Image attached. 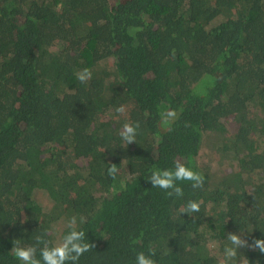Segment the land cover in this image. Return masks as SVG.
I'll use <instances>...</instances> for the list:
<instances>
[{"label": "trees", "instance_id": "trees-1", "mask_svg": "<svg viewBox=\"0 0 264 264\" xmlns=\"http://www.w3.org/2000/svg\"><path fill=\"white\" fill-rule=\"evenodd\" d=\"M176 161L203 189L152 187ZM73 217L95 246L78 264H220L228 233L264 239V0H0V264Z\"/></svg>", "mask_w": 264, "mask_h": 264}, {"label": "clouds", "instance_id": "clouds-1", "mask_svg": "<svg viewBox=\"0 0 264 264\" xmlns=\"http://www.w3.org/2000/svg\"><path fill=\"white\" fill-rule=\"evenodd\" d=\"M92 73L89 69L85 68L77 73V79L86 84L91 79ZM116 112L120 115L126 113L125 106H120L116 109ZM178 118V114L175 110H167L161 113V122L164 125H170ZM139 123L133 125L131 123H125L119 131V136L127 144L136 143L137 130ZM170 130V129H169ZM119 172L118 166L112 164L108 169V175L115 179ZM153 188L162 189L167 193L169 197H183V188L177 185V181L191 182L193 189H203L204 177L198 172L185 166L183 163L176 161L174 169H165L154 171L148 178ZM201 211V202L188 201L186 206L179 209L181 213H187L189 216L193 213H199ZM84 219L81 217V223ZM77 220L73 217L69 222V228L72 230L63 237L61 243L54 246H50V242L45 240L42 236L36 237V244L43 245L40 248V257L37 258V247L28 246L24 247L19 244L18 240H14V247L11 253L22 262V264H78L81 256L86 252L92 250L95 246L85 242V233L83 231L76 230ZM243 234H231L228 233V244L223 248V258L220 264H236L239 254V250L242 248L250 249L253 251L258 250L261 254H264V239H255L251 243L245 238H242ZM214 246V245H213ZM155 252L151 249L149 254L139 252L136 254V264H156V261L152 259Z\"/></svg>", "mask_w": 264, "mask_h": 264}]
</instances>
